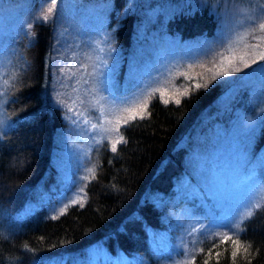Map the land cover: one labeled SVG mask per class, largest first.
<instances>
[{"label": "rangeland", "instance_id": "obj_1", "mask_svg": "<svg viewBox=\"0 0 264 264\" xmlns=\"http://www.w3.org/2000/svg\"><path fill=\"white\" fill-rule=\"evenodd\" d=\"M128 1L138 8L140 17L126 48L114 42L107 24L110 5L102 0H57L48 19L56 30L51 102L62 110L65 126L59 130L53 152L55 167L64 169L58 174L61 186L46 212L53 215L83 199L84 184L94 165L93 151L120 136L106 131L116 126L117 117L127 119L140 113L153 94L160 101L175 102L185 96L181 95L185 89L194 90L197 82H218L223 94L214 103V113L208 111L205 129L198 127L192 139L188 138L186 163L191 178H181L182 195L169 204L179 235L174 242L152 237L160 254L158 264H184L203 239L216 236L223 240L224 234L236 233L253 206L264 200V148L254 155L256 172L250 165L251 148L263 124L264 61L257 60L248 68L237 61L241 72L211 79L218 70L230 71L220 64L219 53L230 54L228 49L237 56L248 52L251 60L264 51V46L245 48L256 43L251 37L241 39L252 21L264 18V0ZM203 4L217 19L211 35L181 39L166 31L165 20L174 11ZM49 6L34 10V18L42 20ZM30 9L31 1L23 0L18 8L0 12V132L9 126L4 111L7 88L19 67L17 36L23 32V21L31 17ZM256 35L264 36V32ZM121 256L99 249L68 264H128Z\"/></svg>", "mask_w": 264, "mask_h": 264}, {"label": "trees", "instance_id": "obj_2", "mask_svg": "<svg viewBox=\"0 0 264 264\" xmlns=\"http://www.w3.org/2000/svg\"><path fill=\"white\" fill-rule=\"evenodd\" d=\"M21 1L0 0V12L18 8ZM29 1L31 17L23 21V32L17 36L19 67L7 88L4 111L9 126L0 132V264H68L99 249L122 255L128 264H158L160 254L152 237L174 242L180 231L169 204L182 195L181 178H191L186 163L188 138L198 127L205 129L204 117L208 111L214 113L223 87L214 82L191 90L179 104L164 103L153 94L144 118L137 116L120 127L126 143H119L113 152L112 143L105 141L93 151L94 173L85 181L83 199L48 215L46 207L61 186L58 174L64 171L55 167L53 152L65 121L50 95L55 25L34 18V10H45L51 0ZM102 1L110 5L107 24L114 42L126 48L140 11L128 0ZM164 25L172 35L193 39L211 35L217 19L207 4L192 10L183 6ZM263 148L264 113L251 148L254 172V155ZM259 205L230 235L241 246L235 264H264V200ZM221 241L216 236L203 239L184 264H191L193 258L195 264L205 260L233 264L236 245Z\"/></svg>", "mask_w": 264, "mask_h": 264}, {"label": "snow or ice", "instance_id": "obj_3", "mask_svg": "<svg viewBox=\"0 0 264 264\" xmlns=\"http://www.w3.org/2000/svg\"><path fill=\"white\" fill-rule=\"evenodd\" d=\"M57 4V0H51L50 6L47 8V10L44 12V14L42 15V19L44 21H47L51 14L53 13L55 6ZM29 29L32 27V25H28ZM257 32H264V18H262L259 22L256 21H252L251 22V29L250 31H247L243 36H241V39H247L248 37H251L253 40L256 41V43L252 44H246L245 48H251L254 50H259L262 46H264V36H258L256 35ZM228 52L230 54H224V53H219L218 55L220 56V64L221 65H226L227 68L230 69V71L228 70H218L214 75H212L211 79L212 80H216L218 76H227V75H231L232 73H237V72H241L243 69L241 67L236 66L237 61H239L240 64L243 65V68H248L250 67V64H255L257 63V60L260 61H264V51H258V54L255 56V58L249 60L247 57L250 55L248 52H245L243 55H239L237 56L235 54V52L232 49H228ZM215 66V65H214ZM201 67H203V65H201ZM188 79H191V77H187ZM194 89H200V88H207L208 87V83L205 82L204 84H201L199 82L194 84ZM189 94L188 89H185V91L183 93H181V95H185L187 96ZM151 95V94H149ZM161 95H163V93H161ZM164 103H168V100H164ZM175 103L179 104L180 100L176 99ZM147 105H148V101L145 100L143 107L141 109L140 113L134 114L129 116L127 119H120L119 117L116 118V126L114 128L111 129H107L106 131H114L116 133H119L120 131V127L122 125H127L128 123H130L132 120H135L137 118V115L139 116L140 119H143V112L147 110ZM131 111L135 112L134 109H132ZM240 121L243 123V121L245 120V118L243 116L239 117ZM107 124L111 125L112 121L111 120H107L106 121ZM251 124V122H249V125ZM93 128H96L97 125H93ZM249 131H251V128H248ZM121 142H125L123 136H119L118 139H116L115 141L112 142V146H111V150L113 152L117 151V145ZM90 171H92L94 173V169H91ZM253 207L259 208L261 207V205L259 204H255ZM253 213L251 211L248 212V216L250 217ZM239 227V225L237 226ZM193 231H195V229H193ZM229 240L232 241V243L234 245H236L235 249L232 251L231 255L233 257V264H235V258L239 255L240 253V242L239 240H233L232 236L228 235V234H224L223 236V240L221 241V243H227ZM250 247V246H249ZM202 251V249H201ZM244 252L247 253L248 252V248H244ZM217 257L219 256V253L216 254ZM191 264H195V258H193V260L191 261ZM204 264H208V261L205 260ZM250 264V262H249Z\"/></svg>", "mask_w": 264, "mask_h": 264}]
</instances>
